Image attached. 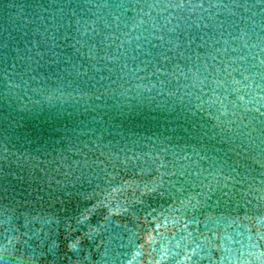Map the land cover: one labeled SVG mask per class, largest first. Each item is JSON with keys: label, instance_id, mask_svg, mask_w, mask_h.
<instances>
[{"label": "water", "instance_id": "water-1", "mask_svg": "<svg viewBox=\"0 0 264 264\" xmlns=\"http://www.w3.org/2000/svg\"><path fill=\"white\" fill-rule=\"evenodd\" d=\"M0 264H264V0H0Z\"/></svg>", "mask_w": 264, "mask_h": 264}]
</instances>
